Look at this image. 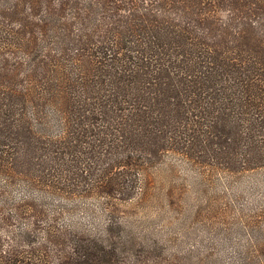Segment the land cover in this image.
Returning a JSON list of instances; mask_svg holds the SVG:
<instances>
[{
  "label": "trees",
  "instance_id": "16d2710c",
  "mask_svg": "<svg viewBox=\"0 0 264 264\" xmlns=\"http://www.w3.org/2000/svg\"><path fill=\"white\" fill-rule=\"evenodd\" d=\"M169 153L264 167V0H0V264H264V226L207 253L128 230Z\"/></svg>",
  "mask_w": 264,
  "mask_h": 264
},
{
  "label": "rangeland",
  "instance_id": "374dc122",
  "mask_svg": "<svg viewBox=\"0 0 264 264\" xmlns=\"http://www.w3.org/2000/svg\"><path fill=\"white\" fill-rule=\"evenodd\" d=\"M141 179L142 192L118 214L136 239L158 240L169 252L207 253L229 230L264 226V167L229 172L169 153ZM89 203L64 218L85 228L102 224L104 212L95 201Z\"/></svg>",
  "mask_w": 264,
  "mask_h": 264
}]
</instances>
